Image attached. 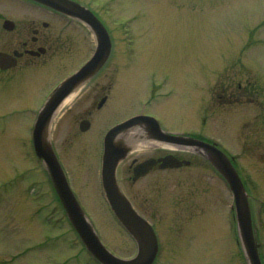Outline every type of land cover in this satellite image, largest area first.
<instances>
[{
    "label": "rangeland",
    "instance_id": "374dc122",
    "mask_svg": "<svg viewBox=\"0 0 264 264\" xmlns=\"http://www.w3.org/2000/svg\"><path fill=\"white\" fill-rule=\"evenodd\" d=\"M27 1L0 0V23L45 18ZM76 1L115 23L109 25L120 52L108 64L118 67L117 83L130 97L108 122L148 110L164 130L205 136L235 156L264 264V0ZM124 20L131 22L129 44L119 27ZM14 35L0 28V47L12 48ZM86 55L81 51L73 64L57 55L46 66L0 72V264H99L69 224L32 140L51 86ZM238 82L248 86L243 104L236 100ZM185 154L189 166L123 187L157 230L154 264H249L228 184L201 156ZM92 155L90 170L69 171L71 189L103 243L129 257L135 241L112 213Z\"/></svg>",
    "mask_w": 264,
    "mask_h": 264
},
{
    "label": "flooded vegetation",
    "instance_id": "af4514ba",
    "mask_svg": "<svg viewBox=\"0 0 264 264\" xmlns=\"http://www.w3.org/2000/svg\"><path fill=\"white\" fill-rule=\"evenodd\" d=\"M82 5L87 7L84 4ZM28 6H33V10H37L45 18H29L21 23H15L14 27L10 29L11 32H15L14 36L17 39L15 40V45L10 48L1 42L0 49L7 52L17 50L20 55L13 67L6 70L0 69V72L24 70L23 67H33V65L43 64L46 66L57 55H59L63 65L73 64L78 59L79 53L86 51L87 55L71 69L67 70L52 85L51 88L53 89L69 74L74 73L89 58L96 43L92 37L91 28L81 19L69 16L59 9L38 3L29 2ZM92 11L94 12V10ZM105 27L109 32L111 41L109 59L94 74L89 76L82 85L76 87L71 99L60 111L58 124L56 125L55 140L53 138L54 147L67 174L69 171L80 172L83 168L90 170V166L85 165L90 164L88 153L94 154L92 155V160L95 163L98 183H101V169L107 130L133 115L140 113L152 115V113L138 110L135 113L128 114L117 120L114 119L110 123L108 122L114 117L113 115L123 113L119 112V110L123 111L126 108L125 104L130 94L124 92V87L119 82L117 83L118 67L108 64L118 54L116 49L120 52V48L117 46L115 35L112 34V28L106 24ZM31 50L37 53H32L30 52ZM124 50L126 49L124 48ZM123 52L127 54V51ZM61 62L55 61L54 63L59 66L62 65ZM31 67L28 69L32 70L33 68ZM249 81L250 79H248ZM225 87L228 88L229 86L226 84ZM247 87L241 82L237 84L238 96L236 95V100H238L239 104L244 103L242 98L245 97ZM197 138L204 139L203 136H198ZM112 143L122 151L124 150L123 153H120L119 149L114 148L111 153V158H119L116 166V179L121 187H124V185L127 187L134 186L153 174L157 175L167 170L159 168L160 162H157L146 174L135 179L134 167L138 163L151 157L158 160L170 153L182 158L181 155L183 154L179 149L165 150L159 145L133 147L126 132L115 134L112 138ZM68 177L71 182L69 174ZM71 183H75V180H72ZM158 183L160 184V180H158ZM127 196L135 209L144 213L143 209L139 207L142 203L138 202L137 204L134 198L128 194Z\"/></svg>",
    "mask_w": 264,
    "mask_h": 264
},
{
    "label": "water",
    "instance_id": "95a60500",
    "mask_svg": "<svg viewBox=\"0 0 264 264\" xmlns=\"http://www.w3.org/2000/svg\"><path fill=\"white\" fill-rule=\"evenodd\" d=\"M49 5L58 6L65 9V5L62 2H69V0H37ZM72 3V2H70ZM75 4V3H72ZM74 8V7H73ZM74 10H66L69 12L82 11L81 7H76ZM91 26L97 31L99 36V47L92 58L79 70L77 73L67 79L57 89L52 98L42 107L38 114L34 128H33V145L37 156L43 159L48 171L52 177L57 193L66 209L69 220L73 224L74 228L78 232L82 241L88 248V250L102 263V264H151L157 253V239L152 226L141 217L130 205L129 201L119 191L115 181V162L109 160L107 156V150L104 160V166L102 170L103 188L106 197L118 217L121 223L129 230V232L136 238L138 242V250L135 256L131 258H122L111 253L100 241L93 227L86 218L82 211L76 197L74 196L71 187L65 177V174L51 148L49 143L45 144L44 136L46 130L53 115L55 109L61 102V100L72 89V85L83 80L88 74L96 69L101 62L105 59L109 50V40L107 33L103 29L102 25L94 18L83 16ZM93 18V19H92ZM5 27L8 26V22L5 21ZM15 56L9 53L0 52V65L7 67L15 62ZM143 120H148L143 116H136L128 119L120 124L114 126L108 132V141L113 137V134L117 131H121L127 127H131L136 123ZM157 137L160 140L177 143L184 146L197 145L198 147L207 151L209 155H214L217 160V167L221 170L222 174L226 178L231 191L233 192L236 218L240 238L242 240L246 257L250 264H262L258 253V245L255 240L251 212L247 200V195L243 186V183L234 169L233 165L226 158L222 151L213 145L205 142H201L195 139L182 137L176 134L163 133L157 126ZM46 137V136H45ZM109 148H112L111 146ZM153 163V160L146 161L138 166V170L142 173L148 170L149 166ZM182 164L177 158L166 156L163 158V167H173ZM144 171V172H143Z\"/></svg>",
    "mask_w": 264,
    "mask_h": 264
},
{
    "label": "bare ground",
    "instance_id": "6f19581e",
    "mask_svg": "<svg viewBox=\"0 0 264 264\" xmlns=\"http://www.w3.org/2000/svg\"><path fill=\"white\" fill-rule=\"evenodd\" d=\"M70 100V97H67L66 99H64L61 103H60V105L58 106V108H57V110L62 106V105H64L66 102H68ZM126 134H129V138H130V141L131 142H135V141H137L138 140V142L136 143V144H138L139 142L140 143H146V144H149V141H145V140H143V141H140L138 138V135H139V132H135L134 131V129H131V131L130 132H127ZM46 136V137H45ZM44 136V142H45V144H47V142H48V138H47V134ZM210 159L216 164L217 163V160L215 159V157L213 156V155H210Z\"/></svg>",
    "mask_w": 264,
    "mask_h": 264
}]
</instances>
